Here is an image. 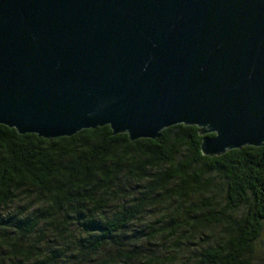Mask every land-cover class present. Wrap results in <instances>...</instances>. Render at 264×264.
<instances>
[{"label": "water", "instance_id": "obj_1", "mask_svg": "<svg viewBox=\"0 0 264 264\" xmlns=\"http://www.w3.org/2000/svg\"><path fill=\"white\" fill-rule=\"evenodd\" d=\"M0 125L132 142L184 125L203 156L262 147L264 0H0Z\"/></svg>", "mask_w": 264, "mask_h": 264}, {"label": "trees", "instance_id": "obj_2", "mask_svg": "<svg viewBox=\"0 0 264 264\" xmlns=\"http://www.w3.org/2000/svg\"><path fill=\"white\" fill-rule=\"evenodd\" d=\"M203 138L0 125V264H264V145L209 157Z\"/></svg>", "mask_w": 264, "mask_h": 264}]
</instances>
